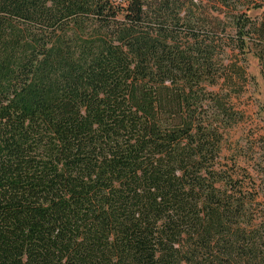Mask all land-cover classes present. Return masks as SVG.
Wrapping results in <instances>:
<instances>
[{
	"label": "trees",
	"instance_id": "obj_1",
	"mask_svg": "<svg viewBox=\"0 0 264 264\" xmlns=\"http://www.w3.org/2000/svg\"><path fill=\"white\" fill-rule=\"evenodd\" d=\"M186 13L0 0V264H264V192L219 163L244 78L225 44L264 75V23Z\"/></svg>",
	"mask_w": 264,
	"mask_h": 264
},
{
	"label": "rangeland",
	"instance_id": "obj_2",
	"mask_svg": "<svg viewBox=\"0 0 264 264\" xmlns=\"http://www.w3.org/2000/svg\"><path fill=\"white\" fill-rule=\"evenodd\" d=\"M179 1L184 3L185 12L191 11L189 14L195 17L201 15V19L211 23L214 31L223 37L234 35L232 18L237 14L245 13L252 22L264 23V0H226L225 4L216 0ZM191 4L199 5L203 10L193 13ZM221 28L225 32H221ZM226 43L225 63L237 59L244 70V78L240 80L239 93L230 97L237 115L231 126L223 131L219 163L223 169L238 175L242 170L246 171L253 177L254 185L264 192V75L252 52L235 57L237 50L233 52L229 39ZM221 89L219 86L212 90L219 92ZM258 202L263 205L264 197Z\"/></svg>",
	"mask_w": 264,
	"mask_h": 264
}]
</instances>
